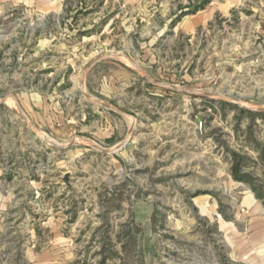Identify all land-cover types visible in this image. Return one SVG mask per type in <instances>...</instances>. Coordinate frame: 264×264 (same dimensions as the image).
<instances>
[{"label": "rangeland", "instance_id": "rangeland-1", "mask_svg": "<svg viewBox=\"0 0 264 264\" xmlns=\"http://www.w3.org/2000/svg\"><path fill=\"white\" fill-rule=\"evenodd\" d=\"M185 1L0 5V264L56 262L52 246L60 264H264V110L245 108L264 106V0L190 34L173 29ZM43 101L89 121L66 135ZM105 124L115 138L100 142Z\"/></svg>", "mask_w": 264, "mask_h": 264}, {"label": "crops", "instance_id": "crops-1", "mask_svg": "<svg viewBox=\"0 0 264 264\" xmlns=\"http://www.w3.org/2000/svg\"><path fill=\"white\" fill-rule=\"evenodd\" d=\"M69 1H75V0H0V5L5 6V7L25 5V6L33 7L34 10L39 11L41 13L52 14V13H57L61 11L63 8V4ZM105 1H109V0H105ZM243 1L244 0H209V2L203 8H200L197 10H194V5L197 2H199V0L185 1L182 5L184 7L180 11H184L186 14L181 16V18L177 20L173 29H177L181 32L189 33V34L193 33L197 28L203 25L214 23L216 18L229 16V14L234 9L241 8L240 6H242ZM119 2L120 0H113V4H116ZM166 4H167L166 6L168 9L170 8L172 9V7H170L172 5L169 3V1L166 2ZM162 5L164 6V2H161L160 6ZM115 72L116 70L114 71L108 70V71H103L100 74H98L100 78L104 80V83L102 84L104 90L110 91L111 88L112 90H115L116 87L110 81V79L113 76H117V73ZM110 86L112 87L110 88ZM104 96H108V95L104 94ZM34 106H36V108L38 107L37 104H34ZM40 107H41L40 109H44L45 119L43 122L46 121L53 125H59L60 123L66 122V124H63L65 126L64 131L66 132V135H70V134L72 135V133L74 134L76 130L78 132L81 131L80 128L85 127L86 122L89 121V118H90L88 117L87 113L83 114L82 117L80 118V121L83 122L82 124L79 120L76 121L73 117L71 118V120L70 119L68 120L66 118H63V116L59 114L57 115V118L55 119L53 117L56 116V113H55L57 112L56 109H54L55 110L54 113L49 111V109L51 108V105H48L45 101L42 102ZM59 118L61 122L59 121ZM101 119L102 118H99L98 121H101ZM106 126L107 125L105 124L104 127L101 126V127L96 128L95 133L98 135V138L96 137L95 139H97L100 142L110 141L115 138V136L113 137L114 129L110 126H107V127ZM65 219L66 217H61L58 214L57 215L55 214L50 218L49 226H50V232L53 233V237L60 239L61 242H64V244L67 245L68 240L66 237H64L65 235L61 232L63 231L62 230L63 226L67 228L66 227L67 225L64 224ZM61 246L62 245H60L59 247ZM63 250H65V253H69L68 248H65ZM61 251L62 249H60L59 251V248L56 246H52L50 248V253H49L50 259L56 260V262L51 261L50 264H60L59 262H57V258L59 256L58 254H60ZM54 255H56L57 257H55ZM38 258H39V254L34 253V259L38 260Z\"/></svg>", "mask_w": 264, "mask_h": 264}, {"label": "water", "instance_id": "water-1", "mask_svg": "<svg viewBox=\"0 0 264 264\" xmlns=\"http://www.w3.org/2000/svg\"><path fill=\"white\" fill-rule=\"evenodd\" d=\"M98 58V57H97ZM96 58V59H97ZM132 63V65L135 67V69L143 76V77H145V79L150 83V84H154V85H158V86H160V87H164V88H168V89H171V90H174V91H179V92H186V93H191V94H202L201 92H197V91H195V90H191V89H187V88H183V87H179V86H177L176 84H171V83H167V82H161V81H155V80H153V79H151V77L149 76V74L143 69V68H141L139 65H137V64H135V63H133V62H131ZM83 95L87 98V99H89L90 101H95L90 95H88V94H85V93H83ZM10 97L15 101V104H16V106H17V108H18V110H19V112H20V114L23 116V118L29 123V125L32 127V128H34L44 139H46L47 141H49L46 137H45V135L42 133V132H40L33 124H32V122L30 121V119L27 117V115L25 114V112L23 111V109L20 107V105H19V103H18V101L16 100V98L13 96V95H10ZM231 99V98H230ZM1 101H3V99L2 100H0V102ZM231 101L233 102V103H238L236 100H234V99H231ZM99 104H101V105H103V106H105V107H107L108 109H110V110H112V111H115V112H117V113H121V114H125L126 115V113H124V112H122V111H120V110H118V109H116L115 107H113L111 104H109V103H106V102H103V101H99L98 102ZM245 108H250V109H254V110H264V106H262V107H258V106H254V107H245ZM91 143V145H93V146H95V144L94 143H92V142H90ZM123 144V142L121 143V144H119L115 149H117V148H119L121 145ZM127 146H131L129 143L127 144ZM111 151H114V149L113 150H111ZM101 152L102 153H106L107 152V150H101Z\"/></svg>", "mask_w": 264, "mask_h": 264}, {"label": "trees", "instance_id": "trees-1", "mask_svg": "<svg viewBox=\"0 0 264 264\" xmlns=\"http://www.w3.org/2000/svg\"><path fill=\"white\" fill-rule=\"evenodd\" d=\"M208 2H209V0H202L199 3H196L194 5V10L203 8ZM184 14H186V13L184 11H181L177 15V19H175V20L177 21L178 17H180ZM175 20H173V21H175ZM259 114H264V113H259ZM232 158H233V164H232L231 168H232L233 177L237 180H241V181H245V182H251L252 179H251L249 174L240 172V165H239L240 155L236 152H232Z\"/></svg>", "mask_w": 264, "mask_h": 264}]
</instances>
